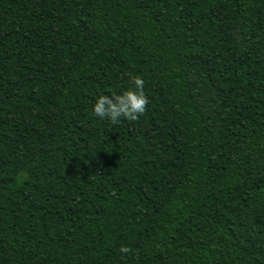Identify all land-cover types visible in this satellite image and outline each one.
I'll use <instances>...</instances> for the list:
<instances>
[{"label":"trees","instance_id":"1","mask_svg":"<svg viewBox=\"0 0 264 264\" xmlns=\"http://www.w3.org/2000/svg\"><path fill=\"white\" fill-rule=\"evenodd\" d=\"M0 264H264V0H0Z\"/></svg>","mask_w":264,"mask_h":264},{"label":"clouds","instance_id":"2","mask_svg":"<svg viewBox=\"0 0 264 264\" xmlns=\"http://www.w3.org/2000/svg\"><path fill=\"white\" fill-rule=\"evenodd\" d=\"M131 85L122 93L113 92L96 98L94 114L102 120L107 119L112 125L119 124L122 119L138 121L145 115L149 100L144 91L145 81L141 76H132ZM121 251L127 253L130 249L122 245Z\"/></svg>","mask_w":264,"mask_h":264}]
</instances>
